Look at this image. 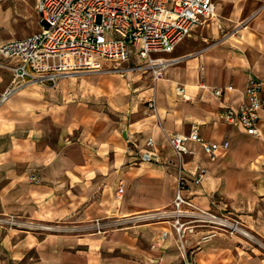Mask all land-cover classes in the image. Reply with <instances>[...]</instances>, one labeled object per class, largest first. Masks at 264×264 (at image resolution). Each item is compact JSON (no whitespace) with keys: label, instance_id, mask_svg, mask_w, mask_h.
<instances>
[{"label":"crops","instance_id":"1","mask_svg":"<svg viewBox=\"0 0 264 264\" xmlns=\"http://www.w3.org/2000/svg\"><path fill=\"white\" fill-rule=\"evenodd\" d=\"M213 3L215 16L167 55L181 61L162 80L78 74L55 87L24 86L0 108V220L20 223L0 226V264H179L175 240L160 241L164 226L131 216L171 205L178 161L168 137L187 135L195 125L205 141L229 148L209 158L190 144L196 153L186 158L188 168L208 170L193 188L194 204L234 213L264 242V115L262 137L219 118L222 107L240 104L249 78L262 83L264 95V0ZM12 39L20 38L0 34V45ZM10 80L0 68V95ZM214 89L223 91L220 98ZM148 139L154 148L147 149ZM129 142L152 160L132 163ZM148 188L155 192L147 195ZM118 216L126 219L107 238L85 233L86 221ZM57 220L69 223L59 237L33 229ZM197 264H264V256L219 235L203 245Z\"/></svg>","mask_w":264,"mask_h":264},{"label":"built area","instance_id":"2","mask_svg":"<svg viewBox=\"0 0 264 264\" xmlns=\"http://www.w3.org/2000/svg\"><path fill=\"white\" fill-rule=\"evenodd\" d=\"M36 10L40 17L36 33L0 45V68L11 73L10 83L0 95V108L24 86L54 87L78 74L142 73L155 82L162 80L167 69L181 61L165 56L215 16L213 0H37ZM106 63H112V68ZM129 63L133 66H123ZM177 93L186 98L183 87L178 86ZM222 93L213 90L217 98ZM148 104L154 110V100ZM262 115L263 85L249 78L240 104L222 107L219 118L248 136L262 137L258 128ZM168 141L178 161L173 202L141 221L164 226L160 241L175 240L179 264H197L203 245L219 235L255 242L234 213L222 208L204 210L193 202V188L202 185L208 170L199 164L188 168L186 158L196 153L190 144L209 158L227 151L229 144L205 141L198 125L187 135L170 134ZM146 147L154 148L152 139L146 141ZM126 153L132 163L152 160L148 152L136 151L132 142ZM29 180L39 183L34 176ZM122 193L120 189L119 197Z\"/></svg>","mask_w":264,"mask_h":264},{"label":"rangeland","instance_id":"3","mask_svg":"<svg viewBox=\"0 0 264 264\" xmlns=\"http://www.w3.org/2000/svg\"><path fill=\"white\" fill-rule=\"evenodd\" d=\"M214 1L216 2L217 0H214ZM36 4H37V0H0V18H1L0 19V34L1 36L2 34L5 33L7 35L15 36V38H23L24 36H30L36 33L40 27V17L36 10ZM13 19H15V21ZM165 57L167 58V56ZM123 66L131 67L133 66V64L129 63ZM106 67H109L111 69L112 63H106ZM98 74L112 75V71L100 72ZM75 82H76L75 85L76 84L81 85V79L75 80ZM47 87H52V86H47ZM158 176L159 175L157 173H153L152 175V177H157V178ZM143 177H141V179ZM143 190L145 191L147 195H152L155 192L153 188H148L146 190L145 189ZM143 190H140V192H142ZM129 191H133L134 194L136 193L137 189L135 188L134 184H131V185L129 184ZM118 193L119 191H117V195H116L117 199L119 198ZM169 207L170 205L163 208V210ZM143 215H147V213L146 214L140 213L139 215L137 214L131 217L134 218V217L143 216ZM124 219H126L124 218V216H118L114 219H112V217H109V218H96L93 220L86 221L84 223L85 229H86L85 233L90 234V235H96L102 239L104 237L107 238L110 232L114 231L117 227H122V226H119L121 224H118L119 222L117 223V221L124 220ZM114 220H116V222H112ZM2 224L3 225L5 224V226L7 225L9 228H15V227L20 226V223L18 222H15L13 225H11L8 223H4L0 220V226H2ZM67 224L69 223L63 220H57V221L49 222L48 224L42 223V225L38 223L37 225L33 226V229L37 231L46 230L47 233L53 236L55 235L59 237L61 234L66 233ZM142 224L144 223L142 222ZM245 229L251 235L255 237V242H252L249 240H240V241H242L245 245L251 248H255L256 250H259L261 255L264 256V242L260 241L257 238V236H255L247 228ZM234 240H238V239L234 238Z\"/></svg>","mask_w":264,"mask_h":264},{"label":"bare ground","instance_id":"4","mask_svg":"<svg viewBox=\"0 0 264 264\" xmlns=\"http://www.w3.org/2000/svg\"><path fill=\"white\" fill-rule=\"evenodd\" d=\"M118 210H119V208H118Z\"/></svg>","mask_w":264,"mask_h":264}]
</instances>
